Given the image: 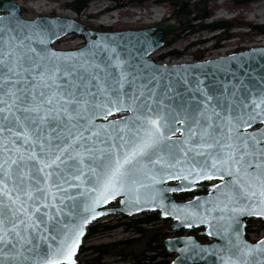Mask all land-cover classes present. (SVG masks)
I'll use <instances>...</instances> for the list:
<instances>
[{"label":"snow or ice","instance_id":"obj_1","mask_svg":"<svg viewBox=\"0 0 264 264\" xmlns=\"http://www.w3.org/2000/svg\"><path fill=\"white\" fill-rule=\"evenodd\" d=\"M9 31L0 24V264H76L89 217L69 223L65 209L79 216L83 203L95 219L117 197L138 205L143 179L164 176L219 180L212 210L226 221V246L216 255L222 264H264V240L245 241L237 218L264 217V129H253L264 124V88L240 82L225 95L197 86L199 96L176 92L180 99L166 104L147 83L137 87L119 55L104 65L94 54L62 63L57 53L24 44L34 36ZM39 35L46 43L47 32ZM124 111L130 115L108 120Z\"/></svg>","mask_w":264,"mask_h":264},{"label":"water","instance_id":"obj_2","mask_svg":"<svg viewBox=\"0 0 264 264\" xmlns=\"http://www.w3.org/2000/svg\"><path fill=\"white\" fill-rule=\"evenodd\" d=\"M4 3L16 6L11 13L3 10V7L0 6V17L9 18L0 21V24L15 30L14 32L9 31L7 35H17L20 39L26 35L34 36V39L25 40L24 44L35 47L38 51L55 52L62 63L72 62L70 58L83 63L84 60L93 59L94 54L95 61L104 65L113 63L109 59L110 56L119 55L127 62L126 70L137 77V87L141 83H147L149 89L156 92V99L164 100L166 104L180 99L175 95L176 92L183 93L185 98L193 94L199 96L200 94L195 92L197 86L220 92L227 89L228 92H225V95L235 90L240 82H243L245 89L264 88V46L262 45L196 62L165 64L157 62L154 55L165 48V38L176 29L175 20L137 30L97 31L88 28L81 21L67 16L43 15L26 18L16 1L0 0V5ZM41 29L47 32V42L43 44L40 43L39 32ZM68 37L82 40V45L73 49H62L56 46L59 41ZM6 38L7 36H5ZM106 45L107 47H105ZM113 49L115 53H113ZM110 70L118 74L117 70ZM200 81L203 83L199 84ZM166 97L172 99H166ZM128 115L130 113L126 111L119 112L108 117V120L112 121ZM104 122L106 121L102 118L97 120V123ZM253 129H264V124L257 123ZM253 129H249V131ZM143 183L148 187L140 188L138 205L133 202H125L127 197H117L107 204H101L97 208V212L101 214L95 219L83 212V203L80 204L79 216L68 215V208L65 209L63 219L69 223L78 224L81 222L80 216L87 215L89 217V223L84 227V235L81 237V243L74 257L76 264H81L77 259L78 253L88 228L95 222L113 216L132 218L150 213H157L161 220L169 221L166 229L169 236L159 242V246L165 254L171 256L169 264H173L174 261L177 264H222L220 256L216 253L226 246V240L221 231V226L226 221L219 219L222 215L219 211L212 210L215 201L213 185L219 184L220 181L215 179L198 180L193 184L186 180L168 179L167 176H164L161 183H154L148 179H143ZM205 183L211 185L203 186ZM169 189L177 190L170 191ZM200 190L205 192L187 200H177L176 198V195ZM71 191L75 194V189ZM80 191L83 192L84 189ZM136 195V192L131 193L133 201ZM77 200L86 202L88 197L78 196ZM66 203L71 207V201ZM164 210L170 214L165 216ZM177 215L180 216V219H177ZM237 218L241 222L239 227L245 241L255 244L264 240L263 235L255 241H249L246 234L249 220L264 222V217L237 214ZM202 220H207V222H201ZM189 223L192 224L191 227L187 226ZM195 230L198 231L197 235L175 236L178 233ZM218 231L221 232L220 235H217ZM233 239H235L234 236ZM42 247H46V245H42Z\"/></svg>","mask_w":264,"mask_h":264},{"label":"rangeland","instance_id":"obj_3","mask_svg":"<svg viewBox=\"0 0 264 264\" xmlns=\"http://www.w3.org/2000/svg\"><path fill=\"white\" fill-rule=\"evenodd\" d=\"M13 1H16L20 5L22 13L26 18H33L43 15L67 16L78 18L82 23L90 25L91 29L95 30L99 27L118 29L121 26L130 30H136L142 29L143 27H152L169 20H175V31L165 38V43L168 39L171 41L169 46H166L165 44V48L154 56L155 58H158L170 51L181 53L179 59L165 58L163 62L168 64L195 61L196 57L203 59L217 57L232 53L236 50H244L253 46H264V36H255V33L249 31L248 29L239 28L230 31L229 34L235 35L233 38L221 40L218 42L217 49L212 48L217 42L212 39L218 36V32L208 33L201 30L199 27H195L193 33L191 34L179 31L178 21L176 18L171 17V9L165 3H153L154 1L161 0H147L148 4L143 6H135L134 4H131L129 0H124L123 4H121L120 1L118 3H113L108 0H91L86 6L85 10L79 14H75L71 10L65 8L67 4H70L74 0ZM237 1H239L241 4H237V6H230L228 0H216L213 3H209L207 10H211L212 18L204 21L203 25L210 24L218 19L226 21L234 19L239 25L251 24L255 27L264 25V0H258L254 2L252 0ZM118 4L121 5L117 7ZM105 7L110 9L106 12H101ZM98 11L101 13L94 15V13ZM81 44L82 41L74 37L61 40V42L57 43V46L62 49H73L79 47ZM103 222H106L105 224L111 227V230L107 232H99L93 236L86 237L82 246L84 249L91 246H99L131 239L129 233L124 232L123 225L126 224L127 221L120 220L118 217H113L97 223ZM157 228H163V226L158 224ZM263 234L261 233V235ZM255 238H253V240ZM93 257L94 256L90 252H82L77 258L81 263V261L86 259L89 260ZM100 264L124 263L118 261L115 258H105L100 262Z\"/></svg>","mask_w":264,"mask_h":264},{"label":"trees","instance_id":"obj_4","mask_svg":"<svg viewBox=\"0 0 264 264\" xmlns=\"http://www.w3.org/2000/svg\"><path fill=\"white\" fill-rule=\"evenodd\" d=\"M91 0H74L70 4L65 6L66 9L71 10L75 14H79L85 10L86 6ZM113 3H118L119 1L123 4L124 0H108ZM131 4L135 6L147 5V0H129ZM216 0H165V1H154V4L165 3L171 9V17L176 18L179 25V31L187 32V34L193 33L195 27H199L201 30L208 33L218 32V36L214 37L212 40L217 41L212 47L217 49L218 42L221 40H227L233 38L235 35L229 34L230 31L246 28L251 32L255 33V36H264V25L252 26L251 24H237L234 19L222 20L218 19L210 24L203 25V22L212 18L211 10H207L208 4L213 3ZM230 6H237L241 4L237 0H228ZM258 1V0H252ZM121 4H118L120 6ZM201 8V9H200ZM236 8V7H235ZM214 9V7H213ZM216 9V7H215ZM108 10H105V12ZM96 17V16H94ZM78 19V18H77ZM87 27L91 28L90 25L84 23ZM144 28V27H143ZM95 30V29H94ZM97 31H120L128 30L126 27H120L118 29L110 28H96ZM175 38V37H174ZM171 41L169 39L166 41V46H169ZM202 43V42H201ZM239 51V50H236ZM234 51V52H236ZM181 53L170 51L157 58V61H163L165 58L179 59ZM197 61L203 58H195ZM186 196H180L178 200L186 199ZM126 224L123 225L124 232L129 233L132 239L113 242L109 244L91 246L86 249L81 247L79 255L82 252H90L94 257L89 260L81 261L82 264H100V262L105 258H115L124 264H168V255L165 254L163 249L159 246L160 240L165 238L168 234L166 233V228L168 221L160 220L157 213L145 214L136 219L127 220ZM158 224L163 226V228H157ZM111 227L107 224H94L89 227L86 237L93 236L99 232L110 231ZM264 231V223L261 221H252L251 226L247 230L248 238L258 237ZM189 235H197V231H190ZM202 239V238H199ZM203 240V239H202ZM159 251L160 261L154 263L156 258L150 256V254Z\"/></svg>","mask_w":264,"mask_h":264},{"label":"flooded vegetation","instance_id":"obj_5","mask_svg":"<svg viewBox=\"0 0 264 264\" xmlns=\"http://www.w3.org/2000/svg\"><path fill=\"white\" fill-rule=\"evenodd\" d=\"M209 185H211V184H210V183H205L203 186H209ZM204 192H205L204 190H200V191H194V192L186 193V194H179V195H176V198H180V196H186V197H187L186 199H188V198H191V197L194 196V195H200V194H203ZM118 218H119L120 220H123L124 217H122V216H118ZM124 221H125V220H124ZM252 221H254V220H249V221L247 222L246 233H247V230H248L249 226H251ZM161 222H162V221H161ZM131 239H132V238H131ZM150 256L156 258V259L154 260V263H158V262L160 261V258H159V251L150 254ZM169 260H170V259H168V261H169Z\"/></svg>","mask_w":264,"mask_h":264},{"label":"bare ground","instance_id":"obj_6","mask_svg":"<svg viewBox=\"0 0 264 264\" xmlns=\"http://www.w3.org/2000/svg\"><path fill=\"white\" fill-rule=\"evenodd\" d=\"M99 13H101V12H100V11H98V12L94 13V15H98Z\"/></svg>","mask_w":264,"mask_h":264}]
</instances>
